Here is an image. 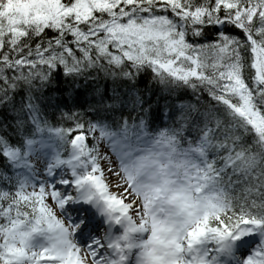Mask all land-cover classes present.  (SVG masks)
Here are the masks:
<instances>
[{
  "label": "snow or ice",
  "instance_id": "1",
  "mask_svg": "<svg viewBox=\"0 0 264 264\" xmlns=\"http://www.w3.org/2000/svg\"><path fill=\"white\" fill-rule=\"evenodd\" d=\"M0 128V264H264V0H0Z\"/></svg>",
  "mask_w": 264,
  "mask_h": 264
},
{
  "label": "trees",
  "instance_id": "2",
  "mask_svg": "<svg viewBox=\"0 0 264 264\" xmlns=\"http://www.w3.org/2000/svg\"><path fill=\"white\" fill-rule=\"evenodd\" d=\"M78 92H79V97H78V99H79V102H80L81 104H83V103L85 102L86 99H89V98H90V97H87V96L84 94V92H83L82 89H81V90H78ZM181 95L183 96V99H184L185 101H187L188 99L191 98V92H187L186 94H185V93H181ZM161 103H163V100L161 101ZM47 116H48V119H49L50 121H52L53 123H55V120L53 119V117H52V115H51V110H48ZM0 132H3V129H2V128H0ZM10 133H11V131L8 130V134H10ZM15 141H16V139H15Z\"/></svg>",
  "mask_w": 264,
  "mask_h": 264
}]
</instances>
